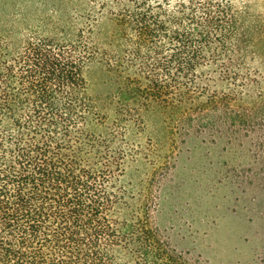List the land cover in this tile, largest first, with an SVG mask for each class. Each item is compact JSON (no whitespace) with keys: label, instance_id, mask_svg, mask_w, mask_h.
Returning <instances> with one entry per match:
<instances>
[{"label":"trees","instance_id":"trees-1","mask_svg":"<svg viewBox=\"0 0 264 264\" xmlns=\"http://www.w3.org/2000/svg\"><path fill=\"white\" fill-rule=\"evenodd\" d=\"M108 1L106 51L85 32H0V264H201L121 183L119 124L93 129L105 120L85 76L95 57L124 86L117 113L155 105L173 130L256 147V166L233 174L264 199V87L233 2Z\"/></svg>","mask_w":264,"mask_h":264},{"label":"rangeland","instance_id":"rangeland-1","mask_svg":"<svg viewBox=\"0 0 264 264\" xmlns=\"http://www.w3.org/2000/svg\"><path fill=\"white\" fill-rule=\"evenodd\" d=\"M231 1L264 87V0ZM104 2L109 1L0 0V32L67 39L85 32L93 50L106 51L114 19ZM85 76L105 116L93 129L124 131L131 155L121 183L135 201L148 198L154 221L172 244L201 264H264V199L251 188L241 190L233 174L234 167L256 166V147L250 148V142L228 146L207 134L173 130V121L164 122L167 115L155 105L130 106L125 116L117 113L123 101L118 87L124 86L98 57Z\"/></svg>","mask_w":264,"mask_h":264}]
</instances>
